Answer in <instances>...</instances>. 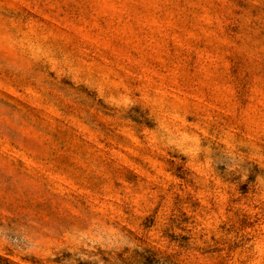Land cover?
Instances as JSON below:
<instances>
[{
	"label": "rangeland",
	"instance_id": "rangeland-1",
	"mask_svg": "<svg viewBox=\"0 0 264 264\" xmlns=\"http://www.w3.org/2000/svg\"><path fill=\"white\" fill-rule=\"evenodd\" d=\"M0 264H264V0H0Z\"/></svg>",
	"mask_w": 264,
	"mask_h": 264
}]
</instances>
